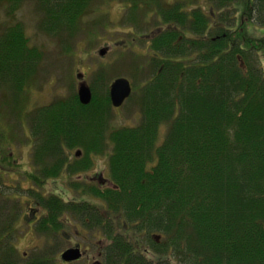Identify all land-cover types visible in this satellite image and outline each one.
<instances>
[{
	"label": "trees",
	"instance_id": "1",
	"mask_svg": "<svg viewBox=\"0 0 264 264\" xmlns=\"http://www.w3.org/2000/svg\"><path fill=\"white\" fill-rule=\"evenodd\" d=\"M37 1L54 21L42 30L56 37L78 29L95 0ZM154 1L132 0L131 7L142 10L138 2L156 7L168 26L151 40L163 58L158 53L151 58L152 75L139 97L140 124L115 130L106 141L112 105L108 88L104 93L106 72H100L88 106L77 97L60 100L42 109L30 129L42 178L87 171L94 156L107 150L112 187L87 191L72 182L74 198L63 191L29 194L49 217L65 212L85 216L89 229L105 227L112 240L104 250L106 264H172L171 258L179 264H264V37L248 33L250 25L264 28V0H205L207 13L185 10L189 1L200 0ZM24 2L0 0V9L9 7L10 17ZM42 60L22 25L2 27L0 88L23 90ZM77 145L86 155L69 159L67 150ZM89 198L100 199L104 213ZM0 212L1 233L11 232L14 221L7 225L2 206ZM42 226L59 224L50 218ZM10 235L0 234V264H23L7 241ZM132 236L142 237V247ZM28 264L50 262L38 258Z\"/></svg>",
	"mask_w": 264,
	"mask_h": 264
},
{
	"label": "rangeland",
	"instance_id": "2",
	"mask_svg": "<svg viewBox=\"0 0 264 264\" xmlns=\"http://www.w3.org/2000/svg\"><path fill=\"white\" fill-rule=\"evenodd\" d=\"M179 1L181 0H160L165 5H172ZM189 2L185 7L187 12L195 8L209 12L210 8L205 0L196 3ZM143 3L145 2H138L142 7L141 10L137 7L131 9L132 0H95L87 13L82 16L78 29L75 27L76 30L69 32L64 30L61 36L56 37H50L42 30L44 25L54 21L47 18L43 13L42 5L37 0H25L22 7L15 10L10 17L6 12L9 7L4 6L0 9V33L4 25H22L30 46L36 47L43 55L38 71L31 76L23 90L9 93L0 88V210L2 206L3 217L6 218L7 225L8 219L13 221L18 214L21 217L25 216L24 211L32 203L29 191L34 190L46 196L50 193L58 194L60 191H65L63 188L66 185L72 184L85 172L92 175L107 167L106 150L101 155L94 156L96 166L81 174H76L74 178L71 176L65 181L62 177L46 180L42 178L32 158L35 140L30 130L33 128V119L39 116L42 109L46 112L49 109L48 106L53 103L75 99L82 82H86L92 91L97 75L100 72H106L103 74L106 79L103 85L104 93L119 78L127 79L132 88L130 99L120 109L112 108L110 112L103 135L106 141L111 142L110 134L113 131L136 127L140 124L139 97L141 88L152 75L151 57H154L153 53H158L159 57L163 58L161 53L153 50V44H151L153 38L151 37L160 33L156 31L163 30L166 26L157 15L156 7H149L148 4ZM248 33L251 37L259 39L264 37V28L250 25ZM147 35L151 37L139 39ZM185 35L191 37L189 32ZM104 49H108L109 53L101 56L100 52ZM261 63L264 70V59ZM100 93L102 91L96 95L98 99L103 96ZM165 134L166 127L164 126L160 130L158 144L164 140ZM77 151L82 152L79 158L75 156ZM85 151L84 146L77 145L67 150V153L69 159H82L86 155ZM40 182L43 184L38 186L37 183L40 184ZM68 195L74 198L73 195L76 194L73 192ZM83 198L86 199V197ZM76 199L81 200L82 197L76 196ZM88 201L94 204L101 213L104 211L100 199L89 198ZM21 217L11 224V232L10 230L9 232L2 230V233L0 231V234L4 236L11 234L7 241L13 243L20 262L28 264L38 258H45L50 264H63L60 256L69 248L68 245L59 240L60 237H52L50 232V237L55 238L51 243L48 244L44 240L40 244L29 245L28 240L32 237L25 221L18 222ZM1 218L0 212V222H2ZM71 229L72 227L65 228L64 233L66 232L65 234L81 242L83 238L77 235L76 230ZM84 237L95 242V246L84 247L85 251L90 250L89 253L86 251V257L103 254L106 245L109 244L108 241L99 244L100 241L97 238L105 240L108 237L99 234L97 230L92 233L88 232ZM171 259L172 264H179L175 259ZM90 262L92 261L85 259L77 264H89Z\"/></svg>",
	"mask_w": 264,
	"mask_h": 264
},
{
	"label": "flooded vegetation",
	"instance_id": "3",
	"mask_svg": "<svg viewBox=\"0 0 264 264\" xmlns=\"http://www.w3.org/2000/svg\"><path fill=\"white\" fill-rule=\"evenodd\" d=\"M156 32H160V30L156 31ZM159 34V33H156ZM157 36V35H154ZM152 36V37H154ZM150 35L144 36L145 38H150ZM151 37V38H152ZM149 43V42H148ZM109 53L108 49H104L100 52L101 56H105ZM155 56V55H154ZM153 58V57H151ZM190 61V60H188ZM94 166H96L95 161H94ZM83 173V172H82ZM81 174V173H80ZM107 174V167L104 168V170H101L97 173H94L92 175L86 174V172L82 175H80L75 181L77 183H80L81 185L83 184V186H81V189H85L87 191H90L91 188L94 187H98L100 189H106L109 187H112V183L108 180V177H106ZM63 180H68V178H70V176H62ZM72 178H74L72 176ZM71 188H70V187ZM66 185L65 188V192L66 194H73L74 189L72 188L73 186H71L70 184ZM73 191V192H72ZM63 192L61 191V195L63 194ZM71 192V193H70ZM38 193V192H36ZM80 192H77V194H79ZM56 195V193L54 194ZM61 197V196H59ZM29 198H32L29 194ZM62 199H64V197H61ZM64 204H68L67 201L63 200ZM79 204V203H77ZM22 212L24 211L23 208H21ZM21 212V213H22ZM25 216H19V214L17 215V217L14 220H17L18 217H21L18 222H24L27 224V230H29V234L31 235L32 238H30V240H28L29 245H33L34 243H42L44 240L47 241V243H51L52 241L55 240V238L52 237H60L59 240L65 242L68 245V249H75L78 248L81 251L82 257L79 261L74 262V263H64L63 264H77L79 262H82L85 259H88L92 262H90L89 264H105V256L104 253H99V255H96L95 257L93 256H88L86 257L85 253L86 251L89 253L90 250H84V247H92L95 246V242L93 240H89V238H85L84 236L88 234V232H93L95 231V229H89L88 228V224L86 221V217L84 216V218H71L69 214H65V212L58 214L57 216H52L49 217L47 214V209L40 206L38 200L32 198V203L30 205L29 208H27L25 211ZM56 219L58 221L59 227H57L56 229H45L44 226H42V223L44 222V220H48V219ZM106 218L111 219L112 217L110 215H106ZM13 220V221H14ZM82 221V222H81ZM84 221V223H83ZM17 222V221H16ZM67 227H72L71 230H76L77 231V235L79 237H82L83 239L81 240V242H78L77 239L75 237H71L69 234H65L64 233V229ZM59 231H62L61 233ZM49 232L51 234L52 237H50ZM97 232L99 234H103L105 237H107V235L105 234V227H101L97 230ZM76 235V233H75ZM74 235V236H75ZM94 236V234H93ZM142 236V235H141ZM139 236H132V241L136 242L138 244V247H142L143 242H142V237ZM78 237V238H79ZM99 239L100 243L102 244L106 241L109 242V244H107L106 246L112 245V240L111 238H106L105 240H101ZM108 239V240H107ZM130 240V239H129ZM83 241L85 243H83ZM87 243V244H86ZM65 250V251H66ZM105 250V249H104ZM63 251V252H65Z\"/></svg>",
	"mask_w": 264,
	"mask_h": 264
},
{
	"label": "water",
	"instance_id": "4",
	"mask_svg": "<svg viewBox=\"0 0 264 264\" xmlns=\"http://www.w3.org/2000/svg\"><path fill=\"white\" fill-rule=\"evenodd\" d=\"M132 94L131 84L127 79H116L110 86L109 96L114 109L121 108ZM78 100L83 106H88L92 102V91L86 82H82L78 87ZM81 151H77L75 156L79 158ZM82 254L78 248L69 249L62 253L61 260L64 263H74L81 259Z\"/></svg>",
	"mask_w": 264,
	"mask_h": 264
}]
</instances>
